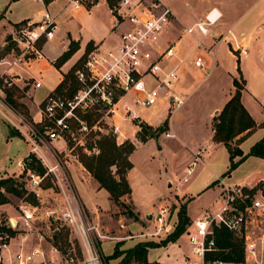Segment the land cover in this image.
<instances>
[{"label":"built area","instance_id":"built-area-1","mask_svg":"<svg viewBox=\"0 0 264 264\" xmlns=\"http://www.w3.org/2000/svg\"><path fill=\"white\" fill-rule=\"evenodd\" d=\"M42 1V0H39ZM111 2L109 5L108 2ZM101 2L108 6L111 17V31L117 33L118 44L112 48H101V44L94 45L84 55L80 67L74 76L78 83V90L71 97L47 95L39 105V120L33 122L21 114L7 98L6 91L12 86L8 79V69L16 61L28 62L42 56L38 48L41 40L49 41L55 36L57 29L54 18L44 10L39 21H28L17 28L11 38L12 61L0 60V66L7 65L8 69L0 73V115L8 124L17 131L29 146L32 154L45 169L44 175H39L29 169L25 160L20 163V175L23 176L24 189L38 196V190L46 180L57 188L63 195L65 208L61 219L76 228L82 261L78 264H103L98 254L96 245L89 236L94 227L85 228L82 213L77 205L73 187L68 175L60 166L58 155L62 150L54 146L58 141L66 144L71 140L83 149L88 155H97L96 148H86V137L94 136L92 141L100 135L110 134L118 146L131 142L127 132L120 128V124L128 123L131 134L134 127L138 129L133 136L141 130L142 124L148 122L141 119L138 111L149 109L159 101H166L174 106V111L183 104L175 93L178 82L177 70L179 63L172 65L171 60L176 57V47L167 44L165 48L157 45L158 39L165 32L166 27L174 18L171 10L158 0H67L72 11H90ZM211 11L204 20L192 27L184 28V32L193 37L194 30L207 37L210 27L219 19ZM230 33V31H228ZM195 40V50H204L211 57V67H206L204 60L195 56L193 66L202 70L208 76L214 65V54L207 51L206 47ZM234 54L238 58L247 54L245 39L229 40ZM39 88L40 83L36 82ZM104 112L111 114V133H104L98 124L103 122ZM101 114V117L91 126L83 116ZM75 130H73L74 128ZM166 137L170 134L166 133ZM133 143V142H132ZM203 149L194 155V160L186 171V176L191 175L193 167L201 161ZM186 182V178L182 180ZM221 187L218 206L213 212L206 213L202 218L195 220L184 232L191 254L196 261H187L189 264H205V255L215 251L212 239V227L224 226L236 236L243 238L244 261L249 258L256 260L258 254L264 252V195L259 198L252 197L249 189L243 185H227L223 179L218 178ZM25 220L32 219L33 212L29 211L27 202H23ZM29 213V214H28ZM169 208L160 205L151 213L150 222L153 224V233L157 236L168 232ZM148 233H141L137 237L146 238ZM10 238L7 234L0 236V264H31L33 256L38 252L32 251L25 254L21 250L15 255V262L9 259L5 263L3 253L7 251ZM257 263V262H256ZM209 264H223L215 261ZM261 264V263H257Z\"/></svg>","mask_w":264,"mask_h":264},{"label":"rangeland","instance_id":"rangeland-1","mask_svg":"<svg viewBox=\"0 0 264 264\" xmlns=\"http://www.w3.org/2000/svg\"><path fill=\"white\" fill-rule=\"evenodd\" d=\"M158 1L166 7H168V4H173L172 6H176L180 10L189 12L188 7L189 9L196 8L198 0ZM248 2L249 1L238 4V6L244 11L249 6L247 5ZM2 4H4V7H7V10L5 11V18H0V39L8 33V30H10L9 25L11 23H9V19L20 20L26 15L35 14L37 8L40 7V5L33 0H4V3ZM62 16V19L57 22L59 29L55 34L53 45L58 44L57 42L64 36L63 32L66 33L67 31L71 34H75L81 39L82 45L91 39L97 42L96 45L102 42L100 46L103 49L112 48L118 44L117 37L111 34L113 31H110V15L106 4H100L95 8L90 17L82 18L70 12H66ZM113 33L116 34L115 32ZM174 35V32L169 33L167 26L166 31L158 39L157 45L161 48H165L168 44L167 40L173 38ZM193 37L200 41L204 46L209 39L202 36L197 30H194ZM180 45L181 48L182 46L184 47L186 41L183 40ZM48 47V45L44 47L43 53L47 60L51 62L56 54L49 51ZM58 50L60 51V47ZM73 55L66 62H68ZM83 55H85V50L84 52L76 53V63L79 61L78 59L83 57ZM201 57L204 60V57ZM71 63L72 61L64 67L62 71H66ZM175 63L176 61L174 64ZM184 63L185 71L182 72L183 68L177 70V75L179 76L177 86L179 85L180 90L182 91L177 93V95L184 100V102L171 117V130L175 133V137L167 138L165 136V134L168 133L167 130L158 134L154 133L152 136L155 137L153 138L150 137V134L148 136L145 135L146 141L143 143L138 139L137 140L140 142L139 144L133 143L135 149L130 156L132 170L128 176L132 199L123 197L121 199L123 203L122 206L114 205L115 211H117L114 215L115 218H118L119 216L121 218L119 224H116L114 217L113 219H108L107 216H105L106 213H103L105 214L104 216L101 214V218L98 222L97 220L93 222V219L88 214L83 204L81 193L76 185V182L79 180L84 183L86 179L83 177H88L85 173L86 170H84V167L79 162V146H76V143L71 140H67L66 144L61 141L62 143L60 144L63 146H54L58 151H63L58 155V162H60L59 164L61 168H63L62 170L66 172L69 177L77 200V205L82 213L85 228L94 227V230L90 231L89 236L96 245L103 264H117L119 259L107 262L105 256L100 253L99 245L103 238L101 237L100 232H103V234H106L108 237H112L114 236L113 234L116 235L118 230H120L119 226L124 225L123 229H125V233L119 235L123 238L127 236L132 238L130 240L135 241H138V239H146L160 242L173 230L172 227L176 224L177 212L180 209L184 208L187 216L194 219L202 216L205 210L208 209V205L215 199L218 200L220 197L221 187L215 182L214 175L223 178V174L227 171L229 166V156L224 146L216 144L212 140L211 126L212 117L214 115L212 109L215 105H221V100L229 89V81L220 70L207 76L202 70L194 69L192 60L185 61ZM40 81L42 89H40L34 97V103L40 102L45 94L53 90L58 83V78L54 71L49 70L40 77ZM27 98L33 99V95L30 93ZM16 109L28 120L33 122V118L28 111L20 108ZM172 111H174L173 105L170 106V103L166 101H159L156 106L151 109L144 112L138 111V115L140 118L151 121L152 124L147 123V125H150V127L155 130L167 119L168 115L170 118ZM252 112L255 116L254 119H252L255 121L258 128L240 145V149L244 154L248 153L250 147L264 136V126H261L264 125V109L261 107H255ZM103 114V122L98 124L97 128H100L104 133H111V130H113V127L110 124V118L112 115L108 114V112H104ZM10 128L12 127L0 115V158L8 156L11 157L13 160L12 162L15 163L16 157L20 159L26 155L29 146L23 137L21 138L17 135H13V137L10 133ZM73 130H75V128ZM126 134L127 137H129V132ZM141 136L142 135H140V137ZM9 138H13L11 144L9 143L10 145L7 144ZM93 138L94 136L89 134L86 137V142H91ZM201 146L208 147L207 153L203 156V161L206 166L198 162L193 167L191 175L186 176V171L194 160L193 156L190 154V150H196ZM158 147L160 149H158ZM29 154L30 151L28 152V155ZM6 160L7 159L4 161L0 160V167L6 163ZM184 178H186V182H182ZM260 178H264V160L250 158L245 160L231 172L230 182L241 183L244 181L247 183V187H249ZM47 181L49 180H46V182ZM248 192L253 193L249 194L252 195V197L256 196V198H259V194L264 195V181L258 182L253 188L249 189ZM7 197L10 201L9 205L0 209L1 227L15 230L18 234H23L24 230L22 229H26L29 231L27 233L32 236L33 234L35 235L36 232H40L45 239L50 242H52L54 233L61 230L62 233L67 234V241H65L66 244L63 245L65 252L63 254L60 253L63 260L62 264H78L82 261L76 228L68 225L67 222L61 219L65 203L63 195H61L57 188L53 187V192H49V194L44 197V207L46 206L47 209H41L35 212V219L32 218L27 220L30 222L28 227L25 224V214L23 213L24 207L22 203L24 201L11 195H8ZM96 200L103 204L105 203L103 197L100 198V196H97L95 201ZM38 205H40V203H38ZM160 205H165L169 208L168 224L171 228L166 233L157 236H150L153 233V224L149 220L143 218L142 222H140L143 228H140L139 232L148 233L149 236L146 238L137 237L138 234H135L137 230L134 231V227L138 222L136 211H139L138 213L142 215L144 209L147 207H153L150 211L154 212ZM128 209L132 211L136 219L128 217L126 213ZM45 212L46 215H50L49 217H53L49 222L46 221L47 224H45L43 220L38 219L41 213ZM145 212H147V210H145ZM9 213H11V215ZM54 217H60V219L54 220ZM10 219H15L18 222L15 227L10 223ZM127 226H129V229ZM183 236L184 234H182L175 242L170 243L166 249L158 248L150 251L151 260L155 261V264H183L180 262L181 255L192 259L193 257L190 254V246L183 240ZM103 240L107 241L106 239ZM19 241L20 238L11 241L8 246L9 254L6 255L7 261L12 259V261L15 262L14 258L19 252L20 247L21 251L25 254H30L32 251L38 252V255L33 256L31 264H40L43 262V259L47 260L45 261V264H51L50 262H52V264H57L56 261L60 259L57 254L52 252V249L48 245H45V248L43 249L41 247H36V240L31 239L27 244L21 245ZM123 243L124 242L121 240L116 243L115 246L118 251L125 250L123 248ZM111 251L112 243L106 242L102 245L103 254H109ZM53 258H55L56 261H53Z\"/></svg>","mask_w":264,"mask_h":264},{"label":"crops","instance_id":"crops-1","mask_svg":"<svg viewBox=\"0 0 264 264\" xmlns=\"http://www.w3.org/2000/svg\"><path fill=\"white\" fill-rule=\"evenodd\" d=\"M33 1L40 5V7H38L37 10L35 11V14L26 15L24 18L20 20L9 19V23H11L9 25L10 30H8V33H6L5 36L2 39H0V60L4 59L6 61H12L14 59L12 58V54H13L12 45H11L12 36L16 33L17 28L20 25L28 21H32V22L39 21L40 16L44 10H47L50 13V15L54 18L56 25H57L58 20H61L63 17L62 15L65 14L66 12L73 13L82 18L83 17L86 18V17H90L92 14V11L95 8H97L100 4H106L105 2H101L98 6H96L90 11L79 10L75 12V11H72L70 7L68 6L67 0H53L47 5L44 4L43 1H39V0H33ZM246 1H249L247 4L249 6L243 11L240 9L238 4H242ZM2 3H4V0H0V16H1L0 18H5V11L7 10V7H4V4ZM172 5L173 4H170V5L168 4V7L171 10L173 17H174L168 24V30H169V33L174 32L175 35L173 36V38H169L167 40V43L172 44L176 47V57L171 60V64L174 65L175 61H176L175 64H177L179 63L178 61L182 60V63L179 65L178 70L183 68L182 72H184L185 71V67H184L185 61H191V60L193 61L195 56H199V57L203 56L206 67H209V68L211 67L212 61H211V57L209 53H207L204 50H195V52L192 53L193 48L195 46V40H194L195 38L188 36L184 32L183 29L194 26L198 22L204 20L205 17L211 11H215V13L211 15V17H215L218 14L220 16H219V19L216 21V23L210 27V32H209V35L207 36V38L209 39L206 41V45H205L206 50L211 51L214 54V65L208 76L212 75L217 70H220L229 81V89L226 92V94L223 96L221 100L222 101L221 105H215L214 108L212 109V113L214 114L213 117H215L216 114H218L221 111L225 103L234 94L235 88L233 86V80L235 79L243 87L241 91V103L243 107L246 109V111L250 114V116L254 119L255 116L252 111H254L255 107H261L264 109V0H198L196 8L189 9L188 7L189 12L180 10L176 6H172ZM110 22H111V17H110ZM58 29L59 28L57 26L55 34L57 33ZM228 31H230V33H228ZM111 34L118 38L117 33L114 34L112 32ZM63 35H64L63 38L57 42L58 44H55V45H53L55 36L52 40H49V41L41 40L40 43L38 44V48L42 54L40 58H36L28 62L16 61L15 65L11 66L9 69L7 65L0 66V73L3 70L8 69V74L10 75L8 79L12 82V86L10 88L13 90V92H15L13 99H15L19 104L25 106L26 110L28 111L30 116L35 121L39 120V105L41 104L43 99L47 96V94L48 95L53 94L56 87L63 80V75L66 74L76 64V53L84 52L87 44L89 43H91L92 47L96 45L97 43L95 40L91 39V40L86 41L82 45L81 39H79L75 34H71L69 31H67L66 33L63 32ZM232 37H234L236 40H239L241 38L245 39V45L247 47V54L244 57L238 58L236 54H234V49L229 44V40ZM183 40L186 41V45L184 47L182 46L181 48L180 44L183 42ZM71 42L78 44V50L76 53H74L73 57L68 62L64 63V65L59 70H57L53 66V64L62 55V53L68 50V47ZM101 43L102 42L98 43V45ZM46 45L49 46L48 47L49 51L56 54L55 58H53L51 62L47 60V58L45 57L43 53V49L44 47H46ZM59 47H60V51L58 50ZM71 61L72 63L69 66V68L66 71H62V69L66 67ZM194 69L196 70L195 67ZM49 70L54 71V73L56 74L58 78V83L56 84V86L53 88L51 92L43 96L40 102L34 103V97L37 95V92L40 89H42L40 77L43 76V74L48 72ZM178 81H179V76H178ZM36 82L40 83L39 88L35 87ZM177 84L178 82L175 85L176 94L179 92H182L180 90V86L179 85L177 86ZM30 93L33 95V99L27 98L28 94ZM254 104H259V105H254ZM146 110L148 109H143L142 112ZM175 111H172L171 116L169 118L168 133L170 134V136L167 138L175 137V133H173L171 130V117ZM213 117H212V120H213ZM143 120L148 122V124H152L151 121L147 119H143ZM120 125H121L120 128L122 130L126 131L127 133L129 132L128 138L130 139L131 142H133L134 144L140 143L136 139V137L133 136V134L138 131L137 128L134 127V131L131 134L129 124L127 122L122 123ZM11 129L12 128H10V133H11ZM211 133L213 136L212 126H211ZM11 135L13 136L14 134L11 133ZM12 139L13 138H9L7 140L8 145L11 144ZM60 143L62 142L58 141L55 143V145L57 147L63 146ZM207 148H208L207 146L206 147L201 146V147H198L196 150H193V151L190 150V154L193 156V158H194V155L198 151H200L201 149L204 150L202 153L201 161H200V163L204 166H206V164L203 161V156L207 153ZM28 152L26 153L24 157L20 159L16 157L15 163L12 162L13 160L11 157H8V156H4L3 158L1 157L0 158L1 161H4L5 159L7 160H6V163L1 165L0 167V178H7V177L19 178L18 176L20 175V172H21L19 165L21 162L24 161L25 158H27ZM250 158H254V157H249L248 159ZM131 170L127 175V180H128L129 174L131 173ZM85 173L88 176L87 178L83 177L84 179H86V181L82 183L81 180H79L78 182H76V185H77V189H79L81 193L83 204L88 214L93 219V222H95L96 220L98 222V220H100L101 218L100 217L101 214L103 213H106V215L103 214V216L104 215L107 216L108 219H113V217L115 218L114 215L117 213V211H115L114 204L110 200L109 194L104 189L99 188L98 183L90 176V174L87 171H85ZM214 178L216 180L215 181L216 183H217V179L221 178L223 179L224 183L227 185H230V186L243 185L244 187L248 189L253 188L258 182L264 181V178H260L259 180H256V182H254L251 186L247 187V183H245L244 181H242L241 183L230 182L231 174L225 178H222L218 175H214ZM49 192H53V188L43 189L41 187L38 190V196H37L38 203H40V205H37L36 207H34L28 204L29 206L27 207V209L30 212L31 211L33 212L32 214L33 219H35L34 217L35 212L41 209L42 210L47 209L46 206L44 207V204H45L44 197L47 194H49ZM97 196H100V198L103 197V201L105 200V203L103 204L99 202L98 200L95 201ZM131 199H132V195H131ZM8 205L9 203L4 204L0 206V209L5 208ZM217 206H218V200L215 199L212 203L208 205V209L205 210L202 216L196 217L194 219L191 218L190 216L188 217L191 222H194L195 220L202 218L206 213L213 212ZM151 208L153 207H147L146 209H144L142 212V215L138 213L139 211H136L138 222H137V225H135L134 227V231L137 230L136 233L134 232L135 234L139 235V233H141L139 232V230L140 228H143V227L141 226L140 222H142L143 218L146 219V216L152 213V211H150ZM145 210H147V212H145ZM9 214L11 215V213ZM49 216H50L49 214L46 215V212L41 213L38 219L43 220L44 223L47 224L46 221L49 222L50 219L53 218ZM59 219L60 217H54V220H59ZM12 220L13 219H10V223ZM25 221H26L25 224L28 227L30 225V222L27 220ZM114 221L116 222V224L117 223L119 224L121 222L120 216L118 218H115ZM15 222L16 224L18 223L16 220ZM127 227L129 229V226ZM119 228L120 230H118V233H116V235L113 234L114 236L112 237L110 236L111 238L108 237L106 234H103V232H100L101 237H103L102 240L103 239L107 240V241L101 240V244L99 245L100 253L103 256H105V258L112 254L116 243L119 242L120 240L124 242L123 248L125 250L132 248L138 242L151 241V240H146V239L144 240L138 239V241L130 240L132 238L127 237V236L123 238L122 236H119V235H122L123 233H125L124 231L125 229H123L124 225L123 226L120 225ZM22 230H24L23 234L17 233V235L14 238H10L9 245L11 241L17 238H20V241H19L20 245L27 244L29 240L31 239L36 240L37 241L36 247H41L44 249L45 245H48L52 249V252L57 254L60 258L57 261L55 258H53V261H56L57 264H62L63 260H62L60 253L52 246V243L50 241L45 239L42 233L36 232V234L35 235L33 234L32 236L31 234L27 233L29 231H27L26 229H22ZM130 230H131V227H130ZM183 240L187 242L185 236H183ZM106 242L112 243V251L109 252V254L102 253V245ZM167 246L160 247V248L166 249ZM154 249H158V248H154ZM154 249L148 250L147 259L150 264H155V261L151 260L150 258V251ZM20 250H21V247L19 251ZM8 252L9 250L7 247V251L3 253L5 263L8 262L6 260L7 259L6 255L9 254ZM190 254H191V248H190ZM191 256L193 257L192 254ZM256 260H257L256 261L257 263L259 262L261 264H264V252H262L261 254H258L256 257ZM42 261L43 262L40 264H45V261L47 260L43 259ZM187 261L189 262L196 261V259L194 257L191 259L189 257L181 255L180 262L183 264H189L187 263ZM256 262H255V259L253 260L252 258H249L246 262L244 261L243 264H257ZM50 263L52 264V262Z\"/></svg>","mask_w":264,"mask_h":264},{"label":"trees","instance_id":"trees-1","mask_svg":"<svg viewBox=\"0 0 264 264\" xmlns=\"http://www.w3.org/2000/svg\"><path fill=\"white\" fill-rule=\"evenodd\" d=\"M42 1L47 5L53 0ZM108 3L111 5L110 1ZM91 48V43L87 44L85 54L88 53ZM77 50L78 44L71 42L68 50L54 62L53 66L59 70L60 67ZM82 58L79 59V61L65 75H63V80L53 92L54 95L71 97L78 90L79 86L74 73L80 67ZM233 86L235 88L234 94L225 103L218 115L213 117L212 120V140L214 143L224 146L229 156V166L227 171L223 174V178L229 176L232 171H234L249 157L264 160V136L250 147L248 153L244 154L240 149V145L255 132L258 126L241 103L242 85L234 79ZM6 93L8 101L13 106L26 110L25 106L19 104L15 99H13L15 92H13L11 88L8 89ZM100 117L101 114L99 113L83 116L89 126H91ZM168 123L169 115L167 119L155 130L152 129L150 125L142 124L140 126L141 130L137 134V139L143 143L146 141L145 135L148 136L153 130L157 134L162 131H167ZM11 133L21 137L14 129H11ZM140 135L142 136L140 137ZM153 137L155 136H151V138ZM86 148L88 150L96 148L98 154L88 155L82 148L79 147V162L90 174V176L98 183L99 188L104 189L109 194V198L113 204L116 206H122L123 203L121 199L123 197L131 198V188L127 180V175L132 169L130 155L135 149V145L132 142H126L123 145L118 146L110 134H104L100 135L95 141L88 142L86 144ZM24 160L29 169L41 176L44 175L45 169L32 154H29ZM22 179L23 176H20V178H0V206L10 202L7 197L8 195L21 199L31 206L36 207L38 205L36 196L24 189V182ZM42 188L49 189L52 188V185L49 181H44L42 183ZM249 193L253 194L251 192ZM126 213L128 217L136 219L131 210L128 209ZM191 223L192 222L187 216L185 209L182 208L177 212V221L173 230L162 241L138 242L132 248L124 251H118L115 246L112 254L107 256L105 259L107 262L119 259L118 264H150L147 259L148 250L165 247L169 243L175 242L182 234H184L187 227H189ZM4 234H7L9 238H14L17 233L15 230L0 226V236ZM212 239L214 241L215 251L205 255V264L215 261H220L223 264L244 263L243 238L236 236L226 227L220 225L212 227ZM65 241H67V234L62 233L60 230L57 233H54L51 243L59 253L63 254L65 252L63 247V245L66 244Z\"/></svg>","mask_w":264,"mask_h":264},{"label":"water","instance_id":"water-1","mask_svg":"<svg viewBox=\"0 0 264 264\" xmlns=\"http://www.w3.org/2000/svg\"><path fill=\"white\" fill-rule=\"evenodd\" d=\"M155 133V131L153 130L151 133H150V137L153 135ZM158 149H160L159 147H158ZM146 219L147 220H151V214L150 215H148V216H146ZM11 224L15 227L16 226V222H15V224H13V220L11 221Z\"/></svg>","mask_w":264,"mask_h":264},{"label":"bare ground","instance_id":"bare-ground-1","mask_svg":"<svg viewBox=\"0 0 264 264\" xmlns=\"http://www.w3.org/2000/svg\"><path fill=\"white\" fill-rule=\"evenodd\" d=\"M13 224H15V220L13 219Z\"/></svg>","mask_w":264,"mask_h":264}]
</instances>
